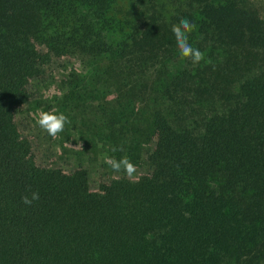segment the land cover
Segmentation results:
<instances>
[{
  "label": "trees",
  "instance_id": "trees-1",
  "mask_svg": "<svg viewBox=\"0 0 264 264\" xmlns=\"http://www.w3.org/2000/svg\"><path fill=\"white\" fill-rule=\"evenodd\" d=\"M181 18L196 26L198 65L171 31ZM65 56L108 85L120 134L152 142L151 168L92 188L86 168L38 160L18 114ZM263 253L264 15L253 0H0V264H256Z\"/></svg>",
  "mask_w": 264,
  "mask_h": 264
},
{
  "label": "rangeland",
  "instance_id": "rangeland-1",
  "mask_svg": "<svg viewBox=\"0 0 264 264\" xmlns=\"http://www.w3.org/2000/svg\"><path fill=\"white\" fill-rule=\"evenodd\" d=\"M253 1L264 15V0ZM31 87L33 100L18 114V122L41 163L65 170L84 167L89 171L92 188H97L102 180L126 176L123 172L115 173L105 163L107 158L119 160L126 155L137 166L135 176L151 168L148 153L153 148L152 142L120 134L119 128L126 123V117L122 113L113 114L122 112L119 104H115L108 85L93 77L85 59L54 57L42 78L34 81ZM121 105L126 113V103ZM52 110L64 113L71 120L56 138L36 123L40 112ZM111 121L117 122L114 133L118 138L108 125ZM121 146L123 151H113ZM256 264H264V261Z\"/></svg>",
  "mask_w": 264,
  "mask_h": 264
},
{
  "label": "clouds",
  "instance_id": "clouds-1",
  "mask_svg": "<svg viewBox=\"0 0 264 264\" xmlns=\"http://www.w3.org/2000/svg\"><path fill=\"white\" fill-rule=\"evenodd\" d=\"M195 27V24L189 19L181 18L177 24L172 26L171 31L175 36L181 58L189 59L193 65H198L205 60V56L202 51L193 47L189 42V36L194 31ZM36 123L41 129L46 131L48 135L56 138L59 133L64 131L65 126L71 123V120L64 113H57L55 110H52L40 112ZM117 150L123 151V146L119 149H113V151ZM105 163L110 165L115 173L123 172L128 178H133L137 172V166L132 163L126 155L119 160L115 158H107ZM29 193L30 194H25L22 197V202L25 205L32 206L35 201L40 199V194L38 191H32L31 189H29Z\"/></svg>",
  "mask_w": 264,
  "mask_h": 264
}]
</instances>
